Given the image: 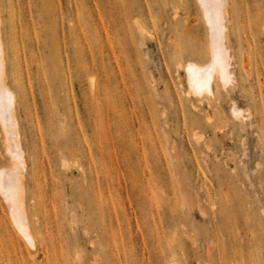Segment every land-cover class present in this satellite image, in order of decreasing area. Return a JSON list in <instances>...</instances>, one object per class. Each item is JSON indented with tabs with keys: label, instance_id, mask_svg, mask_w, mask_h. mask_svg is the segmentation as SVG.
I'll return each instance as SVG.
<instances>
[{
	"label": "rangeland",
	"instance_id": "374dc122",
	"mask_svg": "<svg viewBox=\"0 0 264 264\" xmlns=\"http://www.w3.org/2000/svg\"><path fill=\"white\" fill-rule=\"evenodd\" d=\"M226 1L195 95L196 0H0L35 243L0 193V264H264V0Z\"/></svg>",
	"mask_w": 264,
	"mask_h": 264
},
{
	"label": "bare ground",
	"instance_id": "6f19581e",
	"mask_svg": "<svg viewBox=\"0 0 264 264\" xmlns=\"http://www.w3.org/2000/svg\"><path fill=\"white\" fill-rule=\"evenodd\" d=\"M196 1L200 5L199 0H196ZM216 4H217V7L215 9H210L209 14L207 16L205 15L208 18V21H205V22H208V24L211 25L210 29L212 30V33H213L212 46L208 47L209 48L208 50H210V47L212 48L213 64L210 62L212 66L209 65L210 66L209 68L206 66L207 68L204 67L203 69L199 68V66L195 65L194 63L186 65L187 66L186 68L187 77L189 81L187 83L190 84L189 90L192 91L195 95H198L200 92L202 93V91L203 93L204 91H207V93L208 92L213 93V91L210 90L211 88L210 84H211V81H214L213 79H215V77L217 76H218L217 78H220L222 81H224L222 82L224 84L230 83L229 82L230 79L231 78L233 79V76L231 75L229 71V65L231 64V61L229 64L230 56L227 55L228 51H226L227 49L224 48L223 42L221 39V36L223 35V33L226 32V31L224 32L225 27H223V24H224L223 21L225 22V20L223 18H224V14L225 13L227 14V1L226 0H216ZM201 9L203 8L201 7ZM204 12L205 11H203V13ZM205 16L203 15V17ZM6 47H7L6 41L3 35V16H2V11H1V6H0V78H2L6 92L10 93L11 98H12L11 99V114L10 116H8L7 115L8 98L7 96H4L3 103L5 106V115L3 118H0V126L3 132V137H4V150H5L6 156L8 157V164L0 168V193H1V196H2V199L5 205L9 209V212L11 214L10 218H13L12 223L16 224L15 226H17L19 230L15 226L14 227L17 229V231L22 233L27 244H29L31 247H35L34 237L31 232L32 229L30 228L28 224V219H27L28 216L26 214V204H27L26 200L27 199H25V197L27 193H26V187H25V178H26V173H27L26 172L27 162H26V157H25V151L23 149V144H22V134H21L20 123H19L18 114H17L15 96H14V93L9 88V85L7 82L8 56H7ZM226 86L227 85H225V87ZM217 87L218 86H216V88ZM188 93L190 92L188 91ZM189 96H191V94H189ZM236 117L238 118L239 115L236 114ZM23 242H24V239H23Z\"/></svg>",
	"mask_w": 264,
	"mask_h": 264
},
{
	"label": "snow or ice",
	"instance_id": "6c2138e0",
	"mask_svg": "<svg viewBox=\"0 0 264 264\" xmlns=\"http://www.w3.org/2000/svg\"><path fill=\"white\" fill-rule=\"evenodd\" d=\"M199 2L200 6L204 9L206 16L209 14L210 9H215L217 7L216 0H199ZM4 96H7L8 98L7 115L10 116L12 99L11 94L6 92L2 78H0V118H3L5 115V106L3 103Z\"/></svg>",
	"mask_w": 264,
	"mask_h": 264
}]
</instances>
